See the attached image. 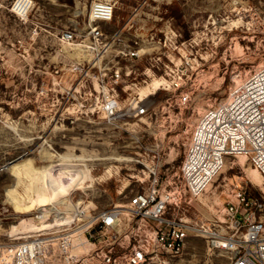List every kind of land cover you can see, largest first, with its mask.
Here are the masks:
<instances>
[{
	"label": "rangeland",
	"instance_id": "1",
	"mask_svg": "<svg viewBox=\"0 0 264 264\" xmlns=\"http://www.w3.org/2000/svg\"><path fill=\"white\" fill-rule=\"evenodd\" d=\"M15 1L0 0V243L6 245L57 229L45 224L58 216L77 224L90 211L127 201L146 187L153 167L161 174L167 167L175 171L198 113L264 61V0H119L113 20L100 25L110 37L102 66L120 60L123 71H130L117 87L122 106L133 111L129 100L138 90L131 84L145 77L151 60L120 58L119 50L148 48L155 70L139 90L141 99L150 97L146 114L106 117L89 97L99 70L87 67L92 56L81 45L93 0H31L27 16L13 9ZM65 31L75 38L64 39ZM182 71L191 100L179 107L178 91L160 81ZM11 161L27 168L18 192L34 194L39 187L49 204L26 213L13 209L5 196L15 180L5 167ZM253 168L245 157L229 158L198 205L202 217H214L207 205L225 200L224 188L235 181L264 202V178L258 185L247 174L259 173ZM76 207L91 209L76 216ZM227 255L193 236L168 264H227Z\"/></svg>",
	"mask_w": 264,
	"mask_h": 264
},
{
	"label": "built area",
	"instance_id": "2",
	"mask_svg": "<svg viewBox=\"0 0 264 264\" xmlns=\"http://www.w3.org/2000/svg\"><path fill=\"white\" fill-rule=\"evenodd\" d=\"M17 1L13 9L27 16L31 0H24L19 9ZM118 1H92L91 23L81 44L92 56L87 67L99 70L89 97L97 110L114 118L147 113L150 97L141 99L139 90L149 85L156 60L148 57V48L119 50L120 58L151 60L145 66V77L131 84L138 90V96L129 100L134 112L122 106L117 87L130 71H123L120 60L102 66L110 37L100 25L113 20ZM62 37L72 41L75 33L65 31ZM75 69L81 72L84 66L78 64ZM164 79L160 81L163 87L166 84L178 91L175 103L179 107L190 102L185 72ZM99 87L104 89L102 96ZM239 156L264 176V61L234 79L222 100L198 113L175 171L170 173L167 167L161 174L157 167L151 168L146 187L132 192L125 202L89 210L81 223L64 222L62 228L40 232L15 245L0 243V264H168L184 253L193 236L205 238L209 249L227 253V264H264L263 201L235 181L224 188L225 200L219 204L213 199L207 205L213 218L204 219L198 209L228 159ZM82 213L83 209L75 211L76 216Z\"/></svg>",
	"mask_w": 264,
	"mask_h": 264
},
{
	"label": "bare ground",
	"instance_id": "3",
	"mask_svg": "<svg viewBox=\"0 0 264 264\" xmlns=\"http://www.w3.org/2000/svg\"><path fill=\"white\" fill-rule=\"evenodd\" d=\"M23 2H24V0H21V1L18 0L17 3H16V7L18 9L23 7V4H24ZM12 162L9 165L8 169H9V172L11 173V175L14 177L15 180H14V182H13V184L11 186H9L8 188L5 189V196H6L7 201L12 205L13 209L16 212L26 213V212H29V210H31V209H33L35 207L39 208V207H42L43 205L49 204L50 203L49 199L45 196L46 194L44 193V191L41 190L39 187H38V189H36L37 190V193L35 192L36 194L34 192H33L34 194L29 193L30 191L27 192L26 190H25L26 194H20L18 192V189H20L21 184L24 181H26V178H25L26 175L25 174H26L27 168L25 167V164L23 162H19V161L14 162V163H12ZM240 163H241V165H244L243 161L242 162L240 161ZM255 169L253 168V171H255ZM259 173L254 174L251 171L247 172L248 177L252 181H254L258 185H261L262 182H263L262 179L264 178V176L262 174L260 175ZM255 175H257L259 179L256 178ZM33 178L34 177L31 176L29 178V180H28L32 184L35 182V179H33ZM30 186H31V184H30ZM30 186H29L28 190H30ZM35 188H34V190H35ZM42 209H43V211L45 210V212H46V208H42ZM75 209H76V211L77 210L78 211H82V209L83 210H86V209L89 210V209H91V207H86V209H85V207L84 208L76 207ZM44 215H46V214L42 212L41 214H38L36 217L40 218V217H42ZM69 221H70L69 218H67L64 215H61V216L56 217L54 222L47 223L45 225H56L57 228H58V226L60 224H62L64 222H69ZM14 230H17V229H14Z\"/></svg>",
	"mask_w": 264,
	"mask_h": 264
},
{
	"label": "water",
	"instance_id": "4",
	"mask_svg": "<svg viewBox=\"0 0 264 264\" xmlns=\"http://www.w3.org/2000/svg\"><path fill=\"white\" fill-rule=\"evenodd\" d=\"M11 162H12V161H11ZM11 162H9L8 164H6L5 167H8V166L11 164Z\"/></svg>",
	"mask_w": 264,
	"mask_h": 264
}]
</instances>
